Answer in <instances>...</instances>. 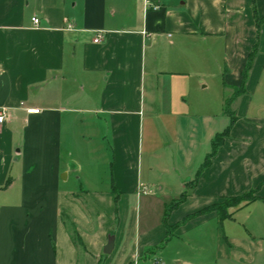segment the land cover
<instances>
[{"label":"crops","instance_id":"crops-1","mask_svg":"<svg viewBox=\"0 0 264 264\" xmlns=\"http://www.w3.org/2000/svg\"><path fill=\"white\" fill-rule=\"evenodd\" d=\"M2 110L0 264H264V0H0Z\"/></svg>","mask_w":264,"mask_h":264},{"label":"trees","instance_id":"trees-1","mask_svg":"<svg viewBox=\"0 0 264 264\" xmlns=\"http://www.w3.org/2000/svg\"><path fill=\"white\" fill-rule=\"evenodd\" d=\"M251 58H252V55L249 59V62H248V65L250 64L251 62ZM243 92V88L240 87L238 89H235L234 92L225 98V103H224V112H228L229 111V104L230 102L232 101V99L241 94ZM228 130H225L224 132L220 133V134H217L215 137H214V140L212 142V150H211V153L205 158L204 160V163L202 164L201 168H203L205 165H207V163H209L210 161V157L211 155H213V153L216 151L217 147L222 143L223 141V138L224 136L227 134ZM187 193H188V189L184 190L180 197L178 198V200H176V202L172 205V208L175 207L178 203L182 202L186 196H187ZM249 193H252V192H248L246 194H243V195H239V196H234V197H229V198H225V199H230V202L232 203L233 207L234 206H238L241 202L243 201H246V202H249L253 199L252 198H248L249 196ZM253 196V195H252ZM224 199V200H225ZM228 209V207H227ZM227 209L224 208L222 205H220V203H217V204H213V205H210L208 207H205L201 210H199L198 212H196L194 215H201V214H205V213H209V212H216L218 217L220 219H224L226 217H229L230 214L227 212ZM170 210V209H169ZM169 210L167 211V213L169 212ZM167 213H166V216H167ZM193 215V216H194ZM191 215H188L185 219H188L190 218ZM168 229V232H169V227L167 228ZM169 237V235H168Z\"/></svg>","mask_w":264,"mask_h":264},{"label":"built area","instance_id":"built-area-1","mask_svg":"<svg viewBox=\"0 0 264 264\" xmlns=\"http://www.w3.org/2000/svg\"><path fill=\"white\" fill-rule=\"evenodd\" d=\"M32 22L34 26H38L39 20L37 18H32ZM101 39V34H97L96 38L94 39V42H99ZM27 113H38L39 109L36 108H30V109H26ZM5 112L2 110L0 111V123H3L5 121ZM141 192H147L149 191L148 188L146 186H141L140 188Z\"/></svg>","mask_w":264,"mask_h":264},{"label":"rangeland","instance_id":"rangeland-1","mask_svg":"<svg viewBox=\"0 0 264 264\" xmlns=\"http://www.w3.org/2000/svg\"><path fill=\"white\" fill-rule=\"evenodd\" d=\"M232 91H230V93H231ZM232 94V93H231ZM249 197L248 198H252L253 196H252V193H249V195H248ZM220 205H222L224 208H226L227 209V207H228V209H227V212L231 209V208H233V205H232V203L230 202V199H225V200H222L221 202H220ZM237 206V205H236ZM236 206H234V207H236Z\"/></svg>","mask_w":264,"mask_h":264},{"label":"water","instance_id":"water-1","mask_svg":"<svg viewBox=\"0 0 264 264\" xmlns=\"http://www.w3.org/2000/svg\"><path fill=\"white\" fill-rule=\"evenodd\" d=\"M112 249V238H109L106 247L104 248L105 253H109Z\"/></svg>","mask_w":264,"mask_h":264}]
</instances>
